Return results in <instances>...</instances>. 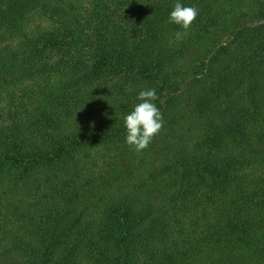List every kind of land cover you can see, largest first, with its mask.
I'll return each mask as SVG.
<instances>
[{
    "label": "trees",
    "instance_id": "obj_1",
    "mask_svg": "<svg viewBox=\"0 0 264 264\" xmlns=\"http://www.w3.org/2000/svg\"><path fill=\"white\" fill-rule=\"evenodd\" d=\"M0 264H264V0H0Z\"/></svg>",
    "mask_w": 264,
    "mask_h": 264
}]
</instances>
